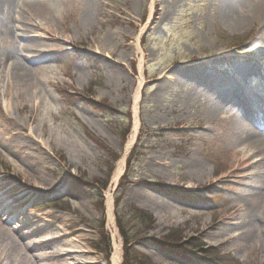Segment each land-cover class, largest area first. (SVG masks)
Listing matches in <instances>:
<instances>
[{"label":"rangeland","instance_id":"374dc122","mask_svg":"<svg viewBox=\"0 0 264 264\" xmlns=\"http://www.w3.org/2000/svg\"><path fill=\"white\" fill-rule=\"evenodd\" d=\"M150 1L99 0L100 11L89 18L85 30L71 45L62 44L65 50L56 52L55 59L49 62L53 73L44 75L39 85V89L46 90L53 98L51 114L42 116L49 143L45 138H38L41 129L34 132V126H27L22 136L26 140L25 134H30L43 147L41 152H34L40 162L35 167L37 170L27 164L24 168L31 182L35 176L44 185L33 190L25 186L23 174L16 172L20 184L13 194L16 207L22 206L31 213L51 211L58 220H68L64 226L78 222L85 233L70 240L81 248L85 257L96 260V264H112L113 248L120 250L118 264L123 263L125 243L115 220L117 204L123 216L128 215L129 208H135L150 218L144 225L130 222V233L134 236H125L132 241L126 246L129 254L143 258V264H264V244L254 237L247 241L246 236H238L243 223L240 217L231 220L232 212H228L229 206L238 203L236 193L246 190V185L235 184L245 170L233 147H220L218 136L224 126H229L227 116L239 115L238 110L215 117L210 134L194 128L191 141L187 133L179 134L178 128H173L176 113L167 117L168 120L161 117L173 107L172 100L183 96L180 87H172L159 99L148 100L154 91L152 80L158 73L164 75L165 82L172 80L165 73L174 64L231 55L230 60H216L214 67L211 64L198 67L194 74L201 75V80L220 77L217 83L235 79L238 85L235 83L232 92L245 94L255 103H264L261 98L264 96V49L257 48L256 44L260 28L241 33L225 27L219 16H214L223 0H155L154 25L146 26ZM122 11L124 15L120 14ZM165 11L168 17L161 21L159 14ZM57 29L63 31L59 22ZM67 29L64 35L75 36L73 21L68 22ZM107 31L117 35L118 43L115 56L110 59L105 57L107 51L92 43L97 34ZM30 35L49 38L36 30ZM137 37L144 77L137 102L139 127L125 156L122 173L113 184L112 177L133 123V96L138 87L141 57L135 51ZM1 40L0 37V48L4 50ZM45 44L50 45L46 41ZM105 63L120 69L119 77L112 79L111 84H108ZM248 64L257 68L255 74L235 78L236 69ZM78 68L83 72L82 77L77 75ZM5 74L6 71L4 78H0V111L3 117L17 123L25 114L18 113L14 106L8 110L7 105H13V101L3 96L5 91H12ZM206 98L208 95L202 102ZM25 105L24 110H29L31 104ZM36 115V119L41 117L40 113ZM185 125L186 122L180 123L181 127ZM155 151L164 156L160 158L162 161L157 160L159 167L154 168L148 158ZM185 152L195 154L203 162L210 182H200L201 177L191 179L183 162ZM10 164L11 157L0 147V170L9 171ZM41 174L46 180H41ZM71 190L79 191L80 196L69 194ZM109 194L113 225L105 215ZM21 195L25 196L22 203ZM238 214L244 213L240 210ZM246 221L250 222L249 219L243 222ZM219 232L223 235L215 236ZM167 239H172V247L165 245L171 242ZM74 259L67 260V264H72Z\"/></svg>","mask_w":264,"mask_h":264},{"label":"bare ground","instance_id":"6f19581e","mask_svg":"<svg viewBox=\"0 0 264 264\" xmlns=\"http://www.w3.org/2000/svg\"><path fill=\"white\" fill-rule=\"evenodd\" d=\"M68 2L64 0H0V37L3 38L1 42L5 45L4 50L0 48V78H4L3 74L6 71L5 76L12 90L10 93L5 91L3 96L13 101V105H7L8 110L14 106L18 113L25 114L24 119L16 123L3 117L0 111V147L11 157L10 170L7 169L4 172L0 170V264H67V260L74 259L76 256L78 260L74 259L72 264H96V260L85 257L81 248L78 249L74 241L70 240L85 233V230L77 225L78 222H71L68 226H64L68 220H58L56 214H52L51 211L41 213L36 210L38 213H31L22 206L16 207V197L13 196L16 188L20 186L16 179V172L23 174L25 186L33 190L41 189L44 185L36 180L35 176L33 177L34 182H31L24 168V164H27L26 166L37 170L35 167L40 165V162H37L35 157L37 155L34 152H41L43 147L30 134H25L26 140L22 136L27 132V126H34V132L41 129L38 138H45L46 143H49L47 132H44L47 127L46 122L42 116L44 113L51 114L50 106L53 98L46 90L39 89L43 76L53 73L49 68V62L55 59L56 52L61 53L65 50L62 44L71 45L73 39L85 30L89 18L100 11L99 0H68ZM155 7V0H151L146 26L154 25ZM217 8L218 11L214 16H219L221 23L229 29L245 33L253 27L260 28L256 44L257 48L264 49V0H223ZM120 14L124 15V12ZM159 16L161 21L165 20L168 17V11L160 13ZM69 21H73L74 29L78 32L75 31V36L64 35L68 32ZM58 22L63 27V31L59 32L57 29ZM35 30L42 31L49 38L31 37L30 34ZM116 37L114 32L107 31L102 35L97 34L92 43L107 51L108 56L105 57L110 59L115 56L118 47ZM7 39L9 40L6 41ZM138 40L139 37L136 38L135 51L141 54L139 58L140 75L137 78L138 87L133 96V123L112 177L113 184L117 182L122 173L125 156L135 141L139 127L137 102L144 77L143 56ZM45 41L50 45H46ZM229 56L231 55L204 58L190 64H174L165 73L171 75L172 80L165 82L164 75L160 73L152 80L150 84L153 85L154 91L148 100L159 99L172 87H180L183 96L177 101L172 100L173 107L165 111L161 117L168 120L167 117H170L173 112L176 113L177 119L173 128H178L179 134L187 133L191 141L194 128L210 134L212 132L210 125L215 117L227 114L231 110H238L239 115L227 116L226 123L229 126H224L218 136L221 140L220 147H233L234 154L241 157L245 170V173L239 175L235 182L239 186L246 185L244 193H236L238 203L235 206L239 209L233 212L236 207L229 206L228 212H232L231 220L240 217L243 223L238 236H246L244 240L247 241H252L254 237L264 244V130L262 131L264 103H255L254 99L245 97V94L232 92L237 83L235 79L233 82L223 79L217 83L220 77H208L201 80V75H195L198 67L205 68L208 64L214 67L213 64L218 62L216 60H230ZM122 57L129 59L127 55ZM99 61L104 62L103 59ZM105 65L108 69V84H111L112 79L119 77L120 69L113 68L107 63ZM256 69L255 66L249 64L240 66L235 71V78L243 79L251 74L254 75ZM77 75L78 77L83 76L79 68ZM206 95L208 98L202 102ZM27 102L31 106L25 111ZM161 109L163 110L164 107ZM37 113L41 114L39 119H36ZM187 113L192 117L191 120H188L190 116H187ZM181 122H186V125L181 127ZM47 153L50 155L49 151ZM184 155L183 162L186 163L191 179L201 177L203 180L200 182H210L211 179L203 162H200L195 154L185 152ZM163 156L162 153L155 151L149 156L148 162L154 168L159 167L157 160L162 161L160 158ZM41 178V180H46L42 174ZM55 189L59 191V187ZM69 194L80 196L79 191L71 190ZM135 195L138 194L135 193ZM110 198L109 194L105 203V215L107 222L113 225ZM19 199L22 203L25 196L21 195ZM240 210L244 213L241 216L238 214ZM246 219L250 222H243ZM222 235V232L215 234V236ZM113 251L111 263L118 264L120 250L113 248Z\"/></svg>","mask_w":264,"mask_h":264},{"label":"trees","instance_id":"16d2710c","mask_svg":"<svg viewBox=\"0 0 264 264\" xmlns=\"http://www.w3.org/2000/svg\"><path fill=\"white\" fill-rule=\"evenodd\" d=\"M124 178H125V175L121 178V180L123 181ZM128 211H129L128 215L123 216V211L121 213H119L118 204L116 205L115 220H116V224L118 226V229L120 231V234H121V236H123L124 243H125L124 256H123L124 259H123L122 264H143L144 263L143 258L137 259L136 257H133L134 255H131V253L129 254L126 246L129 245L132 241L128 240L125 236H134L130 233L132 231V230H130V228H132L129 225L130 222L134 221V223H131L133 225H144V224H147V222H150V218L147 215H145L142 211H138L135 208H129ZM128 217H129V219H130V217L132 218L131 221L128 220ZM135 227H137V226H135ZM167 240L171 241V242H165V245L172 247V245H173L172 239H167Z\"/></svg>","mask_w":264,"mask_h":264}]
</instances>
